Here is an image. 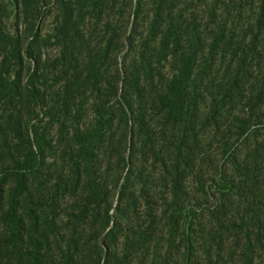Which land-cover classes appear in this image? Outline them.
Wrapping results in <instances>:
<instances>
[{
	"label": "trees",
	"instance_id": "trees-1",
	"mask_svg": "<svg viewBox=\"0 0 264 264\" xmlns=\"http://www.w3.org/2000/svg\"><path fill=\"white\" fill-rule=\"evenodd\" d=\"M0 264H264V0H0Z\"/></svg>",
	"mask_w": 264,
	"mask_h": 264
}]
</instances>
